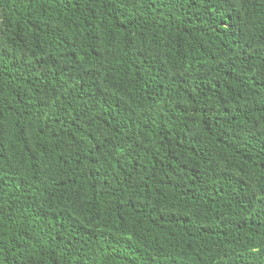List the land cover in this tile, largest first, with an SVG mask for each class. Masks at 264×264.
I'll return each mask as SVG.
<instances>
[{"label":"trees","instance_id":"16d2710c","mask_svg":"<svg viewBox=\"0 0 264 264\" xmlns=\"http://www.w3.org/2000/svg\"><path fill=\"white\" fill-rule=\"evenodd\" d=\"M0 264H264V0H0Z\"/></svg>","mask_w":264,"mask_h":264}]
</instances>
